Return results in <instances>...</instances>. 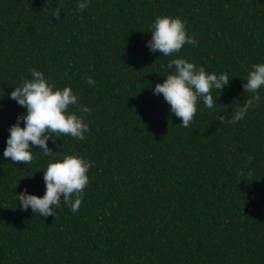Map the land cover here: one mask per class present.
<instances>
[{"label":"trees","instance_id":"trees-1","mask_svg":"<svg viewBox=\"0 0 264 264\" xmlns=\"http://www.w3.org/2000/svg\"><path fill=\"white\" fill-rule=\"evenodd\" d=\"M79 2L0 0V264H264V87L228 123L264 63V0H88L83 11ZM158 16L186 21L197 43L150 51ZM174 58L230 78L212 89V109L198 101L187 128L154 93ZM31 69L72 88L70 111L90 131L50 138L53 157L33 146V161L16 164L3 153L27 110L10 93ZM70 154L93 162L79 211L63 200L56 216L23 210L17 195L43 197L47 165Z\"/></svg>","mask_w":264,"mask_h":264},{"label":"clouds","instance_id":"clouds-1","mask_svg":"<svg viewBox=\"0 0 264 264\" xmlns=\"http://www.w3.org/2000/svg\"><path fill=\"white\" fill-rule=\"evenodd\" d=\"M62 7V4L56 7L53 13L55 18L60 17ZM86 7L88 0H81L77 4L79 11ZM151 27L153 35L148 41V47L152 52L159 51L164 56H171L179 53L185 44L197 43L194 37L188 35L186 21L180 17L158 16ZM167 67L174 69V72L167 75L163 83L156 84L154 93L163 95L165 101L171 105V113L182 120L181 125L185 128L194 120L198 101L202 99L204 105L212 109L215 104L212 89L222 93L224 87L230 83L227 73H208L203 66L197 67L184 58L171 59ZM30 71L31 78L22 77V84L10 93V98L27 110L26 114H21L17 122L10 126L7 147L3 153L5 158H10L16 164H29L33 161V146H38L44 155L53 157L55 151L48 146L50 138L55 142V138L70 135L84 140L86 132L90 131L83 116L77 115L76 111H70V106L78 104V97L72 88H56L42 71ZM86 82L95 85V80L91 77H87ZM262 87L264 63H258L253 65L247 81L243 84L246 93L251 95L243 106L235 109L228 123H237L245 118L254 102L260 101L259 90ZM77 111L88 113L91 109L79 106ZM21 121L25 126H21ZM220 121L224 122L223 116ZM92 167V161L71 154L50 162L44 170L46 192L43 197L29 194L25 188L17 195L19 205L25 211L30 207L34 214L38 213L45 218L56 216L55 209L61 205L62 200L72 212L79 211L82 194L89 183L88 171ZM239 175L248 180L252 172L249 171L246 175L240 172Z\"/></svg>","mask_w":264,"mask_h":264}]
</instances>
